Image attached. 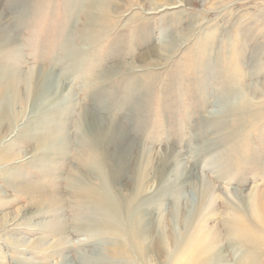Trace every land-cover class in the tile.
<instances>
[{"label": "rangeland", "instance_id": "1", "mask_svg": "<svg viewBox=\"0 0 264 264\" xmlns=\"http://www.w3.org/2000/svg\"><path fill=\"white\" fill-rule=\"evenodd\" d=\"M46 79L57 95L39 112ZM3 96L0 264L120 259L105 248L124 236L95 227L67 187L88 127L116 192L138 189L135 205L177 246L203 231V264H264V0H0ZM237 222L258 246L246 226L229 233ZM154 248L135 264H163Z\"/></svg>", "mask_w": 264, "mask_h": 264}, {"label": "bare ground", "instance_id": "2", "mask_svg": "<svg viewBox=\"0 0 264 264\" xmlns=\"http://www.w3.org/2000/svg\"><path fill=\"white\" fill-rule=\"evenodd\" d=\"M57 84L58 83L56 80H45L44 84H42V89L39 91L38 96L36 97L37 99L34 103L36 110L39 112H45L46 109L41 106V101H44L48 98H51L52 100L57 95ZM13 89L14 86L10 85L7 91L10 92ZM5 101V96L0 98L1 107L5 108ZM7 117H3V119L6 118L5 120H7ZM86 132L87 136L89 137V142H91L90 145H92V150L85 154L86 162L83 163L82 166L84 173L80 174L75 173L74 171L71 172L67 187H69L71 193L75 195L80 194L79 196L82 197L85 196L84 200L86 202H76L77 207L89 209V207L93 208L94 206L91 216L93 219L96 218V222L98 223V225L95 227L108 233H121L124 236L123 239L115 237L116 239H113L107 248H105L107 245L106 243L105 246L102 247L107 250V259L120 257L119 260L113 261L112 264L115 262L122 264V260H124L123 264H135L136 261L142 262L141 260L149 258L152 251L155 249L154 245H158V247L161 249V253L163 254V264H167L169 259L172 257V253H169L166 249L169 246L173 247V245H176V239L169 238L164 234L163 228L158 229L159 225H154V219L149 215V211L139 210L140 205H135V200L139 197L138 189L134 190L132 195L126 199L122 198L118 192H116L114 183L110 179L108 165L103 158V154L105 152L99 150L98 155L97 153H94L97 151L93 146L95 145V141L92 142L93 137L91 136L94 130L88 127ZM72 173H74V175ZM93 182H97V185H92ZM137 184L139 185L140 181ZM83 193H86V195H83ZM255 206L254 214L256 219H258V221L264 225V195L262 193L257 194ZM135 207H137L138 210H132V208ZM130 212L131 214L134 213V215L129 217L128 214ZM140 213L142 214L140 215ZM247 224L244 225L243 222H237L235 225L230 224V228H228L230 229L229 233L234 237L235 234H239L241 231L240 227L246 226L244 240L250 247L252 245L258 246L261 242V237L259 238V236L255 235L254 226H252L253 224L250 225V228L247 226ZM145 238L148 239V243H146ZM212 244V240H206L203 235V231L194 233V236L190 239V241L187 242V244H179L178 246H174L175 255L178 256V260L175 261L177 262L176 264H203L204 261H209V250ZM85 255L86 254H84V256ZM101 255L102 253L94 251L86 257L91 259ZM95 261L102 262L107 260L100 258L96 259ZM108 263L109 262L107 261L106 264ZM66 264L69 263L66 262Z\"/></svg>", "mask_w": 264, "mask_h": 264}]
</instances>
